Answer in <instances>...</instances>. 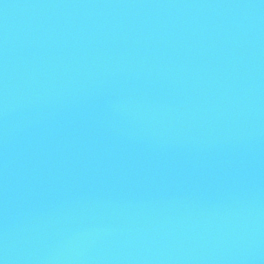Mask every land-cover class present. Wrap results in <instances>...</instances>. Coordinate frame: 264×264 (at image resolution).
Instances as JSON below:
<instances>
[{"label":"water","instance_id":"1","mask_svg":"<svg viewBox=\"0 0 264 264\" xmlns=\"http://www.w3.org/2000/svg\"><path fill=\"white\" fill-rule=\"evenodd\" d=\"M0 264H264V0H0Z\"/></svg>","mask_w":264,"mask_h":264}]
</instances>
